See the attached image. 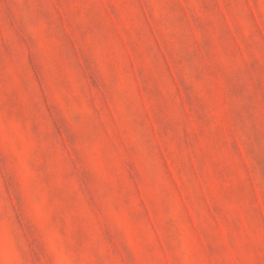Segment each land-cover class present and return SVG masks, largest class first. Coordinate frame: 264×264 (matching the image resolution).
I'll list each match as a JSON object with an SVG mask.
<instances>
[{
  "label": "rangeland",
  "instance_id": "374dc122",
  "mask_svg": "<svg viewBox=\"0 0 264 264\" xmlns=\"http://www.w3.org/2000/svg\"><path fill=\"white\" fill-rule=\"evenodd\" d=\"M0 264H264V0H0Z\"/></svg>",
  "mask_w": 264,
  "mask_h": 264
}]
</instances>
